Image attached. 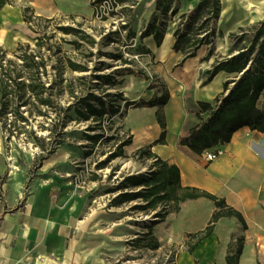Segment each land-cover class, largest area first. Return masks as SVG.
Listing matches in <instances>:
<instances>
[{
	"label": "rangeland",
	"instance_id": "1",
	"mask_svg": "<svg viewBox=\"0 0 264 264\" xmlns=\"http://www.w3.org/2000/svg\"><path fill=\"white\" fill-rule=\"evenodd\" d=\"M58 1L62 11L56 15L43 16L31 10L26 13L31 15V21L24 20L28 40L19 43L28 44V51L44 59L46 71L41 76L47 90L43 96H50L52 104L39 105L44 114L25 110L23 114L27 116V123L24 128L12 132L0 129V162L3 164L0 183H6L5 191L8 193V186L17 184L20 187L13 188L14 191L25 197L40 183L46 184V181L51 182L54 178H66L71 187L78 189L76 192L90 193L87 216L92 209L97 210L90 219L96 220L94 226L99 229L96 234L101 239L102 255L109 258L112 264H223L224 255L234 250L236 243L232 239L239 234L240 224L233 217L224 216L217 220L214 224L215 239L203 238L191 252L188 251L195 239L185 238L184 234L202 230L211 218L210 207L205 202L182 201L181 211L167 214L163 220L156 217V211L160 208L144 212L136 207L145 203L141 198L118 206L111 205V199L118 194L137 191L139 188L108 190L114 188L124 176L147 171L148 162L153 161L152 158H133L132 152L125 157L112 155L123 138L131 134L125 123V113L135 106L125 108L123 101L119 100L122 104L119 112L112 117L110 125L104 121V135L95 142L89 141L86 134L98 133L100 129L87 130V126L93 124L92 121L76 119L73 109H65L90 89L89 82H99L92 77L79 79L82 75L115 73L120 83L108 88L106 92H118L127 97L121 89L125 74L137 76L130 72L140 71L147 75L146 68H179V59L172 58L175 63L170 65L167 64V57L152 54L148 47L152 35L141 37L140 34L154 28L163 33L162 37L166 31L174 33L178 26L190 20L194 7L181 13L179 0H163L160 5L155 0H136L133 4L126 3L112 9L110 0H102L98 5L99 12L95 15L90 0ZM168 2L171 4L170 9L163 14L161 8ZM33 15L35 17L32 19ZM78 24L95 38L94 45L90 46L81 40V45L75 46L70 42L74 35L60 28L76 27ZM221 40L225 44L223 49L220 46ZM208 46L213 48V52L219 46L227 56L236 51L231 48V41L225 34H218ZM15 49L6 50L0 46V62L10 59L16 68H22L21 57L15 53ZM107 53H121L122 57L116 58ZM67 58L86 63L90 69L72 70L66 64ZM233 77L234 74H229V79ZM149 78L150 83H155L160 89L163 87L155 74ZM70 86L74 89L73 95L69 93ZM94 92L99 93L98 89H94ZM120 113L123 114L121 117ZM58 116L62 120L65 117L64 125L57 123L55 126ZM8 117L13 118V114L8 113ZM110 135L113 137L109 138ZM51 149L54 151L49 153ZM126 161L133 164L131 172L122 168ZM100 163L101 167L98 165ZM147 226L152 227V234L158 241L154 249L139 247L148 238L141 234L147 230ZM141 237L146 240L141 241ZM132 238L139 241L132 244Z\"/></svg>",
	"mask_w": 264,
	"mask_h": 264
},
{
	"label": "crops",
	"instance_id": "2",
	"mask_svg": "<svg viewBox=\"0 0 264 264\" xmlns=\"http://www.w3.org/2000/svg\"><path fill=\"white\" fill-rule=\"evenodd\" d=\"M197 1L191 0L188 4V0H179L178 8L185 13ZM220 5L213 39L218 34L228 36L238 27L249 26L264 18V0H220ZM25 7L43 16L62 11L58 0H9L0 8V46L6 50H14L19 42L28 40L22 12ZM173 42V31H166L160 45H156L152 36L148 42L151 53L167 57V64L175 63L174 57L181 62L179 68H146L147 75L155 74L160 78L162 88L169 93L162 106L165 141L153 143L161 133L155 116L157 107L135 106L125 113L132 141L123 148L127 153H134L138 148L152 144L153 153L178 166L181 185L206 190L238 210L246 226L242 227L230 216L240 224L239 234L232 240L236 243L237 238H243L237 264H264V132L247 126L237 129L229 142L215 146L223 152L211 161L206 160L202 152L190 156L178 148L177 139L187 116L185 90L191 85L194 100L212 102L223 90L222 83L229 79V73L219 71L202 84L214 60L221 59L220 55L227 56L221 50L224 40L220 42L221 49L217 46L213 52L208 44H202L194 56L187 58L176 54L171 48ZM124 76L121 89L128 99L148 101L162 91L155 83L149 87L150 78ZM259 105L264 106V90ZM2 169L0 162V171ZM4 184L0 183V264H112L102 255L101 239L96 234L99 229L94 226L96 220L90 219L97 210L92 209L87 216L90 193L76 192L78 189L71 187L66 178L40 183L25 197L14 191L13 188L19 185L11 184L13 187L8 186L7 193ZM184 201L205 202L210 207V216L216 209L204 197ZM172 213L176 212L168 214ZM207 237L215 239L214 227Z\"/></svg>",
	"mask_w": 264,
	"mask_h": 264
},
{
	"label": "trees",
	"instance_id": "3",
	"mask_svg": "<svg viewBox=\"0 0 264 264\" xmlns=\"http://www.w3.org/2000/svg\"><path fill=\"white\" fill-rule=\"evenodd\" d=\"M9 0H0V8ZM102 0H90L93 7V13L98 14V5ZM112 9L116 6H122L126 3H135L136 0H110ZM157 4L163 0H155ZM172 0H169V2ZM164 4L161 12L165 14L169 9L170 3ZM220 0H198L193 8V13L188 22L182 23L173 33L174 42L171 48L175 52L184 54V58L192 57L195 51L202 44H210L215 36L214 23L218 19L220 12ZM23 18L31 21V9H23ZM38 18V17H37ZM65 33L74 35L70 40L75 46L81 45V40L86 41L90 46L94 45L95 38L80 28V24L74 26H60ZM162 32L157 28L141 32L140 36L152 35L156 45H160ZM231 41V48L236 49V53L229 56L215 59L211 69L207 70V77L202 84L207 83L211 77L219 71H225L234 74L233 79H227L222 83L223 90L217 94L212 102L204 100H194L191 88L185 90V109L187 116L182 124L180 134L177 139V147L183 149L188 155L196 156L204 149L214 147L219 144H225L230 141L233 133L247 126L264 132V106L259 105V98L264 90V18L249 26L238 27L237 30L228 34ZM28 44L19 43L15 53L21 57V67L16 68L13 60L7 59L6 62H0V129L12 132L16 129L25 127L27 116L23 114L25 110L44 114L39 105H51L50 96H43L47 90L41 73H45V61L38 54L27 50ZM22 51L18 53L17 51ZM92 53V52H91ZM113 57L121 58V53H107ZM39 57V59H37ZM183 58V59H184ZM182 59V60H183ZM127 62L126 59H123ZM67 66L72 70L87 71L90 68L86 63H79L70 58L66 59ZM11 66H13L11 68ZM98 70V68H95ZM130 73L149 79V76L140 71H131ZM119 74V73H118ZM122 74V73H121ZM90 77L99 80V82H89L86 92L82 93L75 103L69 104L65 109L75 112L76 119L92 121L93 124L87 126V130L100 129L98 133L86 134V138L92 142L97 141L104 135V121H112V117L117 114L122 106L119 100L123 101L124 107L130 106H156V120L161 127L159 137L153 143H164L165 141V120L162 110L163 104L168 100L169 93L167 89L162 88L159 95L148 101H136L124 97L116 92L111 94L106 92L108 88H113L120 83L115 73H90L82 75L79 79H89ZM59 80L61 75L59 72ZM231 83V85H229ZM154 84L149 83V87ZM98 89V94L94 92ZM228 91L226 94L225 92ZM69 93L73 95L74 89L70 86ZM25 106L24 108H22ZM33 107V108H31ZM8 113L13 114V118L8 117ZM123 114L120 113V117ZM65 117L58 116L57 123L65 124ZM110 127V126H108ZM113 137L112 135L108 136ZM132 141L131 134L123 138L122 143L118 145L113 156H127L124 146ZM152 144L138 148L131 156L137 159L152 158V162L147 171L138 174L124 176L123 179L108 191L116 189H134L137 191H124L111 199V205H120L131 200L141 198L145 203L136 206L148 212L156 210V217L163 220L170 212H177L180 209V203L187 199H196L204 197L209 199L215 206L207 225L199 231L185 233L184 237H193L195 240L189 245L188 251L191 252L197 242L207 237L213 230L216 221L223 216H233L245 227V221L241 213L227 205L223 198L194 187L183 186L180 182L179 168L175 164L168 163L151 151ZM54 149L49 150L52 153ZM89 153V152H86ZM101 164H98L101 167ZM147 236L141 237L139 247L156 248L158 241L152 234V227L147 226V230L141 233ZM139 239L132 240V244ZM243 248V238L236 240L234 250H229L225 255L224 264H237L239 255ZM260 264V263H258Z\"/></svg>",
	"mask_w": 264,
	"mask_h": 264
},
{
	"label": "built area",
	"instance_id": "4",
	"mask_svg": "<svg viewBox=\"0 0 264 264\" xmlns=\"http://www.w3.org/2000/svg\"><path fill=\"white\" fill-rule=\"evenodd\" d=\"M35 16L33 15L32 16V19L34 18ZM31 23V22H30ZM222 149L218 148V147H211V148H208V149H204L202 151V155L204 156V158L208 161H211L213 159H215L216 157H218L219 155L222 154Z\"/></svg>",
	"mask_w": 264,
	"mask_h": 264
},
{
	"label": "bare ground",
	"instance_id": "5",
	"mask_svg": "<svg viewBox=\"0 0 264 264\" xmlns=\"http://www.w3.org/2000/svg\"><path fill=\"white\" fill-rule=\"evenodd\" d=\"M191 2V0H188V4ZM166 45V41L164 42L163 46ZM122 168L127 170L128 172H131L133 169V164L130 161H126L123 165Z\"/></svg>",
	"mask_w": 264,
	"mask_h": 264
},
{
	"label": "water",
	"instance_id": "6",
	"mask_svg": "<svg viewBox=\"0 0 264 264\" xmlns=\"http://www.w3.org/2000/svg\"><path fill=\"white\" fill-rule=\"evenodd\" d=\"M236 53V52H235ZM234 54V53H233ZM233 79V78H232Z\"/></svg>",
	"mask_w": 264,
	"mask_h": 264
}]
</instances>
